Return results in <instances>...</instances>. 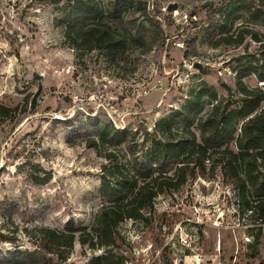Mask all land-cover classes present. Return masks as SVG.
Instances as JSON below:
<instances>
[{"label": "rangeland", "instance_id": "1", "mask_svg": "<svg viewBox=\"0 0 264 264\" xmlns=\"http://www.w3.org/2000/svg\"><path fill=\"white\" fill-rule=\"evenodd\" d=\"M97 1L105 6L107 0ZM70 2L0 0V232L18 238L0 239L3 251L38 250L23 228H64L69 220L90 227L103 202L98 186L106 160L83 141L88 116L153 130L200 89L212 88L225 108L240 104L237 80L264 90V81L246 71L261 57V42L248 35L240 44L214 42L248 29L264 42V24L230 10L254 7L256 0H141L156 14L163 38L145 54L134 44L112 54L71 48L58 24ZM169 4L176 8L167 11ZM196 102L190 126L199 134L196 125L213 99ZM228 125L236 136L241 119ZM229 146L235 149L233 141ZM211 163L158 195L146 221L118 224L122 241L112 251L123 264H264V219L240 203L231 171ZM255 198L249 189L247 199ZM102 253L76 240L63 264H88Z\"/></svg>", "mask_w": 264, "mask_h": 264}, {"label": "trees", "instance_id": "2", "mask_svg": "<svg viewBox=\"0 0 264 264\" xmlns=\"http://www.w3.org/2000/svg\"><path fill=\"white\" fill-rule=\"evenodd\" d=\"M256 2L254 7L230 5V10H245L251 19L264 24V0ZM61 12L63 18L58 24L62 26L64 41L76 51L96 49L112 54L134 44L139 54H145L163 42L156 14L142 6L141 0H107L105 6L97 0H71L62 6ZM137 13L142 15L141 19ZM106 15L115 18L116 24L108 22ZM245 35L264 47L263 39L252 29L234 37L218 36L214 42L240 44ZM255 61L246 71L264 81V50ZM236 88L240 93L239 105L221 107L212 88L200 89L180 109L160 118L153 130L144 125L118 128L109 119L88 116L83 124L90 134L83 141L106 160L98 186L103 202L90 227L75 228L69 220L64 228L46 225H35L32 231L23 228L25 235L37 243L38 250L0 248V264H63L76 240L91 249L104 248V253L92 256L88 264H123L120 254L112 251L122 241L118 224L127 218L146 221L153 213L158 195L178 189L196 171L204 170L209 159L211 168L220 164L231 171L240 203L264 219V90L248 87L240 80ZM203 95L213 102L197 123V134L190 123L192 112L197 109L196 100ZM239 118L240 131L235 136L228 123ZM179 124L184 126L178 127ZM232 141L235 149L229 146ZM249 189L256 195L252 202L247 199ZM0 239L15 243L18 238L8 231L0 232Z\"/></svg>", "mask_w": 264, "mask_h": 264}, {"label": "water", "instance_id": "3", "mask_svg": "<svg viewBox=\"0 0 264 264\" xmlns=\"http://www.w3.org/2000/svg\"><path fill=\"white\" fill-rule=\"evenodd\" d=\"M175 8H176V5H175V4H169V5L166 7L167 11H172V10H174ZM195 66H196L197 68L200 69V65H199V63H195Z\"/></svg>", "mask_w": 264, "mask_h": 264}]
</instances>
